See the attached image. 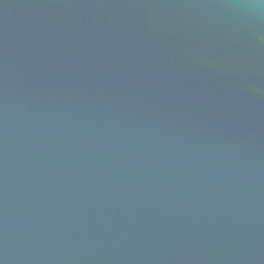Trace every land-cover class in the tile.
Segmentation results:
<instances>
[{"label":"water","instance_id":"1","mask_svg":"<svg viewBox=\"0 0 264 264\" xmlns=\"http://www.w3.org/2000/svg\"><path fill=\"white\" fill-rule=\"evenodd\" d=\"M0 264H264V0H0Z\"/></svg>","mask_w":264,"mask_h":264}]
</instances>
